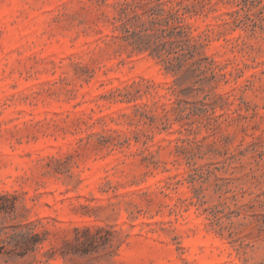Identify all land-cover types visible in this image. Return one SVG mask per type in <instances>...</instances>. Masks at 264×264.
I'll list each match as a JSON object with an SVG mask.
<instances>
[{"label": "rangeland", "instance_id": "obj_1", "mask_svg": "<svg viewBox=\"0 0 264 264\" xmlns=\"http://www.w3.org/2000/svg\"><path fill=\"white\" fill-rule=\"evenodd\" d=\"M0 264H264V0H0Z\"/></svg>", "mask_w": 264, "mask_h": 264}]
</instances>
